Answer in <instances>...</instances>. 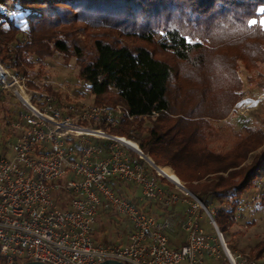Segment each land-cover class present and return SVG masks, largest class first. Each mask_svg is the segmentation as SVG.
<instances>
[{
  "label": "trees",
  "instance_id": "1",
  "mask_svg": "<svg viewBox=\"0 0 264 264\" xmlns=\"http://www.w3.org/2000/svg\"><path fill=\"white\" fill-rule=\"evenodd\" d=\"M261 9L264 0H0V66L30 90L71 103L44 80L47 59L73 61L94 106L121 105L132 117L91 125L129 140L135 134L141 152L203 203L235 252L239 210L253 196L264 209V121L241 130L226 122L245 85L237 62L247 71L264 65V29L249 25ZM214 49L221 54L209 55ZM10 97H0V122L8 126L23 113L20 106L7 112ZM111 187L129 200L135 185ZM55 199L61 209L68 201L60 192ZM241 253L264 260V234Z\"/></svg>",
  "mask_w": 264,
  "mask_h": 264
},
{
  "label": "built area",
  "instance_id": "2",
  "mask_svg": "<svg viewBox=\"0 0 264 264\" xmlns=\"http://www.w3.org/2000/svg\"><path fill=\"white\" fill-rule=\"evenodd\" d=\"M5 91L13 94L23 113L19 120L9 121L15 140L8 145L10 155L0 157V264H221V259L227 264H264L232 253L203 203L147 161L137 145L133 148L129 139L91 125L115 127L123 118L131 120L123 106L57 103L0 66V97ZM143 164L190 197L181 221L170 215L157 219L116 195L111 185L126 182L140 188L141 201L177 200L148 176ZM58 192L68 197L63 209L55 199ZM256 200L257 196L252 199ZM101 210L128 222L124 244L93 241ZM200 211L214 228L213 238L199 227ZM177 228L186 238L179 248H172L168 234Z\"/></svg>",
  "mask_w": 264,
  "mask_h": 264
},
{
  "label": "rangeland",
  "instance_id": "3",
  "mask_svg": "<svg viewBox=\"0 0 264 264\" xmlns=\"http://www.w3.org/2000/svg\"><path fill=\"white\" fill-rule=\"evenodd\" d=\"M260 18H264V9L260 10ZM258 19V21H259ZM259 24V22H258ZM257 24V25H258ZM264 29V27H262ZM159 37V35H158ZM158 39V38H156ZM222 50L215 51V49L209 53V55L218 56L221 54ZM219 53V54H218ZM229 64H231L232 59H225L224 61H228ZM168 61L171 63H175L172 59L168 58ZM236 63V62H235ZM45 67L48 73L49 77H46L44 82L51 84L55 89H58L64 93L67 94L69 98L72 100L71 103L76 102H83L86 104H92L93 101L92 97L90 96L88 89L85 84H83L76 75V68L74 66V62L71 61L68 66H65L61 59L57 56H54L53 58L47 59L45 63ZM177 64V63H175ZM259 65V66H258ZM255 69H252L250 71L246 70V66L241 62H237L236 66L238 68V76L241 78L243 83L245 84L243 87V94L238 98V100L234 103L232 110L235 111L231 117L226 119V122H228L235 130H241L244 126H250V127H259L263 128L262 122L264 121V65L258 64ZM177 66V65H176ZM262 72V76L257 79V73ZM222 72H217V74H221ZM217 75V76H219ZM250 77L255 80L254 85H247L246 79ZM10 94V98L7 100L8 107L7 112H13L16 110L20 104L18 103L17 99L13 96L12 93L8 92ZM114 100V98H113ZM12 114V113H11ZM13 115V114H12ZM9 118V121H12L14 116ZM240 117H243L242 119ZM147 119L143 120V125L148 127V121ZM223 123H218V125H222ZM92 127L91 125H88ZM10 125H6L3 122H0V157L3 156H9L10 151L8 150V145L11 142H14L15 140V134L10 131ZM130 141L137 144L135 141V134H131ZM138 146V144H137ZM139 148V147H138ZM147 157V156H146ZM151 160V159H150ZM158 167V166H157ZM164 168V167H159ZM171 173L176 177L174 172L171 170ZM173 177L171 174L168 176V178L172 180H176V178ZM178 179V178H177ZM179 180V179H178ZM60 181V180H59ZM61 182V181H60ZM179 182L184 186V184L179 180ZM174 195H176L177 200L174 203H168L167 198H163L161 200H157L154 209L151 208L152 213L155 214H163V211L165 212H171V209L176 207H182L183 210L186 207V204L190 201V197H186L183 194L177 192V190L174 191ZM184 192V191H183ZM131 194H139L137 190L134 188ZM256 196H253L246 207H242L239 210V215L242 214V217L244 219H240L239 226H236L234 229V232L240 231L243 232V235H237L235 237V244H236V250L231 251L232 253H241V250L246 249V247L251 246L255 242L262 239V236L264 234V209H256V202H253L252 199ZM192 199V198H191ZM143 202V201H142ZM172 207V208H171ZM171 208V209H169ZM158 210L153 211V210ZM160 210V212H159ZM113 213V212H112ZM241 217V218H242ZM117 222L124 221V218L122 216L116 217ZM197 222L199 224V227L203 230L205 235H208L210 237L215 236L214 228L208 224V216L205 212L200 211L197 215ZM233 232V233H234ZM224 242L228 240L227 235H223ZM242 254V253H241ZM221 264H227L220 260ZM219 264V263H216Z\"/></svg>",
  "mask_w": 264,
  "mask_h": 264
},
{
  "label": "crops",
  "instance_id": "4",
  "mask_svg": "<svg viewBox=\"0 0 264 264\" xmlns=\"http://www.w3.org/2000/svg\"><path fill=\"white\" fill-rule=\"evenodd\" d=\"M129 155L132 156L133 154L130 153ZM143 165L147 169L148 176L154 178L153 171L151 170V168L146 166L145 164ZM164 169H168L171 172V169L169 167H164ZM159 184L168 193L170 194L175 193L174 188L168 183L159 182ZM135 189L137 190L139 194L134 195V194H131L132 191L129 192L128 195H129L130 201L137 203L140 207L142 206V204L146 203L144 209L148 211L149 213H151V215L156 217L157 219H162L165 216L170 215L174 219L181 221L183 217V211H184L182 207L180 206L177 207L176 205V207L174 208L171 207L172 209L169 208L171 209V212L169 213L163 211V214L162 213L153 214L151 208L154 209L153 207L156 201H151L150 203L144 202V201L142 202L141 201L142 195H141L140 188L138 186H135ZM153 211L157 212L158 210L156 209ZM116 217H117L116 214L112 212L104 211V210H101L98 213V216L94 224V231L92 235V239L96 244L121 245L126 242V237L129 232L128 222L125 219L122 222H117ZM185 238H186L185 233L182 230H180V228H177L173 233L168 234V242H169L170 247L179 248L181 245L184 244ZM208 263L211 264L209 261Z\"/></svg>",
  "mask_w": 264,
  "mask_h": 264
},
{
  "label": "water",
  "instance_id": "5",
  "mask_svg": "<svg viewBox=\"0 0 264 264\" xmlns=\"http://www.w3.org/2000/svg\"><path fill=\"white\" fill-rule=\"evenodd\" d=\"M144 158L147 160V161H149L152 165H153V163L151 162V160L148 158V157H146V156H144ZM155 168H157L156 166H154ZM187 191V190H186ZM187 193L193 198V199H195V200H197L192 194H190L188 191H187ZM201 203V202H200ZM202 204V203H201ZM203 205V204H202ZM204 206V205H203ZM23 264H43V263H37V262H27V263H23ZM101 264H123V263H120V262H117V261H105V262H102Z\"/></svg>",
  "mask_w": 264,
  "mask_h": 264
},
{
  "label": "snow or ice",
  "instance_id": "6",
  "mask_svg": "<svg viewBox=\"0 0 264 264\" xmlns=\"http://www.w3.org/2000/svg\"><path fill=\"white\" fill-rule=\"evenodd\" d=\"M258 22L260 27H264V18L259 19V21L257 19H250L249 25H257ZM4 27H7V25H4Z\"/></svg>",
  "mask_w": 264,
  "mask_h": 264
},
{
  "label": "bare ground",
  "instance_id": "7",
  "mask_svg": "<svg viewBox=\"0 0 264 264\" xmlns=\"http://www.w3.org/2000/svg\"><path fill=\"white\" fill-rule=\"evenodd\" d=\"M128 144H129L130 146H132L133 148H136V144H135L134 142L129 141ZM161 171H162V173H163L167 178H168V176H170V173L167 172L166 170H162V168H161ZM169 179H170V178H169ZM170 180H172V179H170ZM172 181H174V182H178V179L176 178V180H172Z\"/></svg>",
  "mask_w": 264,
  "mask_h": 264
}]
</instances>
